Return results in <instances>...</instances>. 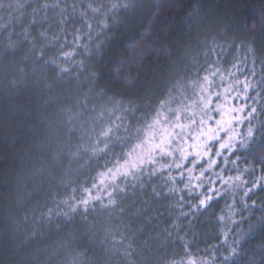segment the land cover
I'll use <instances>...</instances> for the list:
<instances>
[{
    "label": "trees",
    "instance_id": "obj_1",
    "mask_svg": "<svg viewBox=\"0 0 264 264\" xmlns=\"http://www.w3.org/2000/svg\"><path fill=\"white\" fill-rule=\"evenodd\" d=\"M0 264H264V0H0Z\"/></svg>",
    "mask_w": 264,
    "mask_h": 264
},
{
    "label": "rangeland",
    "instance_id": "obj_2",
    "mask_svg": "<svg viewBox=\"0 0 264 264\" xmlns=\"http://www.w3.org/2000/svg\"><path fill=\"white\" fill-rule=\"evenodd\" d=\"M157 131L155 134L146 141V154L143 155L144 160L154 158L155 154L161 155L167 151V148L172 143L175 130L168 128L167 130Z\"/></svg>",
    "mask_w": 264,
    "mask_h": 264
}]
</instances>
